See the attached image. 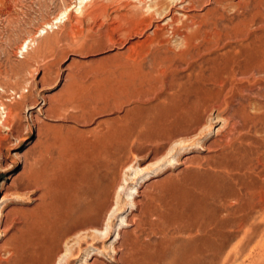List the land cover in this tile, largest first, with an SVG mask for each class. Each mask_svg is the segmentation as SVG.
Segmentation results:
<instances>
[{
  "label": "rangeland",
  "instance_id": "374dc122",
  "mask_svg": "<svg viewBox=\"0 0 264 264\" xmlns=\"http://www.w3.org/2000/svg\"><path fill=\"white\" fill-rule=\"evenodd\" d=\"M100 2L39 34L77 0H0V264L99 164L102 230L53 264H264V0Z\"/></svg>",
  "mask_w": 264,
  "mask_h": 264
},
{
  "label": "bare ground",
  "instance_id": "6f19581e",
  "mask_svg": "<svg viewBox=\"0 0 264 264\" xmlns=\"http://www.w3.org/2000/svg\"><path fill=\"white\" fill-rule=\"evenodd\" d=\"M108 1H120V0H108ZM77 2L78 3L76 5L64 6L63 9L60 11V13L57 14L52 19V21L46 22L42 25V28L39 29L38 33L39 34L46 33V29L52 28L53 24H57V23L61 24V22L71 19L69 14L70 11L73 9L80 14H89L91 12H94L96 9H99V7L102 5L101 4L102 1L100 2V0H77ZM87 2L89 3L87 4L88 6L85 5ZM133 8L135 7L133 6ZM33 45H34L33 39L31 38L25 39L19 46V51L21 53H28L29 49ZM14 114L16 115V113H14L13 111L11 110L9 111V117H13ZM107 172L109 171L108 168L105 166V164H99L97 167L96 166L91 167L86 171V173L82 178L83 186L81 187V189L78 190L75 197H71V199H69L63 205V208L58 216V220L55 221L54 224L49 225L46 229H43L39 237L35 239H32L30 237L31 240L28 241L26 247L23 249L22 255L19 258V262H17L18 264H53L55 263L54 258L56 257L57 254L59 255V252L61 251L62 245L60 246V244L62 241L65 244H69L72 241V235H77L78 233H84L87 234L88 236H91L97 231L102 230V225L99 223V219L102 215L103 210L107 206L106 204L108 199V191L113 186V181H112L113 178L111 179L110 176H109L110 178L107 177L108 175ZM252 188H253V195L257 199V200L254 199L253 200L256 201V203L258 204L255 206L256 207L259 206V209L261 211H264V189H262V187L258 188L257 183H253ZM131 190H134L133 187H131ZM131 190L127 195L136 193V191H131ZM71 196H73V194ZM121 218L122 217H120L119 222L122 221ZM114 232L116 234L113 241L117 242L121 238L120 231L119 229H115L113 233ZM110 235L111 233L106 234L105 236L106 239L107 238L109 239ZM93 250L92 251L88 250L89 252H86L85 255L88 256L97 253ZM215 255L216 254H214L213 256Z\"/></svg>",
  "mask_w": 264,
  "mask_h": 264
}]
</instances>
